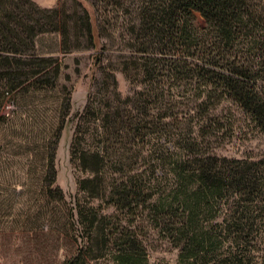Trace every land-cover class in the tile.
<instances>
[{
  "label": "trees",
  "instance_id": "trees-1",
  "mask_svg": "<svg viewBox=\"0 0 264 264\" xmlns=\"http://www.w3.org/2000/svg\"><path fill=\"white\" fill-rule=\"evenodd\" d=\"M73 1L71 11L66 3L0 0V112L4 92L30 78L54 85L61 73L56 57L36 51L39 33L59 32L66 50L79 48L85 38L101 75H94L75 117L71 157L88 172L79 179L80 189L135 211L154 196L143 185H178L171 199L153 205L178 218L171 228L183 240L180 259L249 264L248 249L262 223L264 155L222 156L203 150L202 142L211 130V109L226 99L264 133V0H100L103 12L98 0H90L93 12ZM117 72L133 85L128 93L120 89ZM183 123L188 136L167 149V170L150 171L153 153L144 151L150 138L174 135L173 127ZM55 181L50 188L63 199ZM223 198L229 207L218 220L214 207ZM73 209L90 231L63 264H85L93 244L111 240L103 228L108 216L95 207ZM204 216L216 219L205 225ZM119 239L118 263L146 259L135 236L123 231Z\"/></svg>",
  "mask_w": 264,
  "mask_h": 264
},
{
  "label": "rangeland",
  "instance_id": "rangeland-1",
  "mask_svg": "<svg viewBox=\"0 0 264 264\" xmlns=\"http://www.w3.org/2000/svg\"><path fill=\"white\" fill-rule=\"evenodd\" d=\"M35 1L43 6L62 7L66 3L69 10L74 9L73 0ZM81 1L93 12L90 0ZM97 6L100 12L104 11L100 0ZM194 17L198 25H203L204 19L198 11ZM35 45L40 54L56 57L54 65L59 63L61 73L54 85L41 84L42 78L39 83L30 78L1 97L0 264H63L71 259L90 231L73 209L76 204L83 209L95 207L108 216L103 228L106 239L111 240L108 244L100 240L93 244L84 254L85 264H123L115 258L121 243L115 239L123 231L135 236L144 247L146 259L142 258L140 264H187L180 259L183 240L181 243L171 228L178 218L153 205L161 199H171V191L178 185H143L154 196L135 211L117 208L108 197H92L79 187V179L88 172L77 158L71 157V140L76 113L84 107L94 87V75H101L94 64V49L83 38L79 48L66 50L57 31L39 33ZM117 76L120 89L128 93L133 85L121 72ZM210 116L213 119L208 121L212 126L203 139V150L239 158L257 159L264 155V133L232 100L226 99L211 109ZM197 119L201 123L206 120ZM173 130L176 134L171 136L153 135L144 147L145 152L148 149L146 153H153L150 171L167 170V149H172L173 144L180 145L181 136H188L187 123L175 125ZM54 179L64 194L63 199L50 188ZM260 206L262 223L248 249L249 264H264V201ZM228 207L225 198L214 207L219 213L218 220ZM206 217L205 225L216 219Z\"/></svg>",
  "mask_w": 264,
  "mask_h": 264
}]
</instances>
